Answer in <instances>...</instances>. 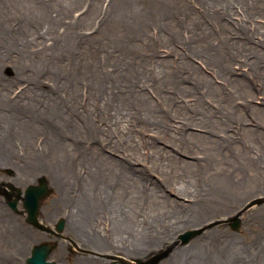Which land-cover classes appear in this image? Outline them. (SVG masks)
<instances>
[{"label": "rangeland", "instance_id": "374dc122", "mask_svg": "<svg viewBox=\"0 0 264 264\" xmlns=\"http://www.w3.org/2000/svg\"><path fill=\"white\" fill-rule=\"evenodd\" d=\"M41 1L42 8L33 10V14L19 8L9 10L0 19V159L4 160L0 175H7L5 167L14 169L13 157L17 155V174L22 179L23 194L41 176L48 180L49 192L40 200V222L53 229L62 218L66 224L63 234H58L56 230V235L46 233L31 226L24 213H14L7 207V202L0 199V264H10L15 260L27 264L32 246L44 242L55 246L50 261L56 264H123L122 258L138 264V259L147 263L168 253L156 263L164 264L175 249L192 246L206 230L220 225L245 247H250L253 239L259 237L258 233L264 232V220L260 223L252 221L243 211H239L224 214L204 225L180 226L173 231L171 240L154 245L153 250L144 257H129L118 250L102 252L93 249L83 243L81 226L76 221L78 216L67 219L69 209L59 203L60 197L65 194L75 198V210L79 211V216H84L88 207L81 194L85 182L79 177L71 181L60 175L54 177L53 168L49 166L53 162L49 148L55 133L89 134L88 131L100 128H104L108 134H115L117 138L134 134L136 142H140V134L154 137L156 128L153 123L156 119L152 113L158 108L172 117L173 127L184 126L183 115L189 113L201 117L204 114L206 119L212 121L213 134H264V103L261 104L264 87L250 71L256 60L254 55H258L264 46V22L259 20L260 0H170L168 3L165 0H94V7L90 4L92 0ZM165 12L176 16L181 23L180 26H173V22H169L168 27H173L171 34L163 30ZM153 15L158 17L156 26L151 23ZM198 25L202 32L194 28ZM34 29L39 34L32 31ZM218 31H228L233 42L230 54L216 58L218 63L222 61L226 66L222 59L231 61L233 51L240 53V60L227 64L234 72L222 73L217 63L208 65L203 62L204 56L197 54L214 45V32ZM169 36L174 40L171 45L165 43ZM248 36L257 47L250 54L252 58L241 54V47L248 41ZM94 52L99 56L108 52L106 58L111 61L123 57L119 62L114 61V65L121 67L120 74L115 78L140 77V90L132 89L134 103L131 102L130 106L120 101L112 102L111 97L105 94L100 100L98 94L104 84L103 77L108 70L111 71L112 65L102 64L98 59L96 61L92 58ZM127 55L131 58L125 57ZM80 64L82 69L77 70ZM136 71L140 73L136 74ZM95 75L101 86L84 80V76L91 79ZM76 76L80 80L78 87L72 83ZM54 82L56 88L52 89ZM197 89L201 92H197ZM251 92L259 98L252 99ZM202 93L208 105L206 112L197 102ZM71 95L78 102L57 111L64 119L66 117V121H53L41 130L40 109L52 110L56 97L60 103L66 100L67 104ZM246 102L259 110H250V116L240 113ZM220 103L225 114L231 115L232 121H241V125L232 123L234 127L225 132L220 128L216 122L220 119L218 111L222 112ZM112 104L133 112L135 117L143 107L151 112L143 114L141 122L128 113L104 123L103 112ZM230 104L232 107L236 104L233 107L238 110L236 113ZM68 110L76 111L79 116L67 121ZM30 119L32 121L28 122ZM145 120L150 121L151 125L142 122ZM255 121L258 126L254 124ZM26 122L30 125H25L28 124ZM187 131L201 132L196 128H188ZM233 140L235 143L230 141L229 144H238V138ZM66 144L71 153L75 150V159L79 156L77 151L86 147L85 139L78 137L66 140ZM114 144L126 146L121 140L114 141ZM159 144L171 149L164 143ZM44 152L47 154L45 157L42 155ZM179 157L187 158L182 154ZM117 159L120 157L117 156ZM135 166L147 168L148 160ZM153 178L156 179V176ZM251 206L264 207V194L250 198L243 210ZM19 210L24 211L22 203H19ZM236 220L240 222L237 229L232 227ZM191 231L197 233L183 243L181 236Z\"/></svg>", "mask_w": 264, "mask_h": 264}, {"label": "bare ground", "instance_id": "6f19581e", "mask_svg": "<svg viewBox=\"0 0 264 264\" xmlns=\"http://www.w3.org/2000/svg\"><path fill=\"white\" fill-rule=\"evenodd\" d=\"M168 1L170 0H165V3ZM41 2V0H0V19L9 10L15 11L19 8L33 14V10L42 8ZM90 4L94 7L96 3L92 0ZM164 14L163 30L171 34L173 27H168L169 22L172 21L173 26H180L181 23L176 16H170L169 12ZM184 14L186 16V13ZM259 15V20L264 22V0H260ZM151 20L156 26L158 17L153 15ZM47 22L54 26L50 21ZM194 28L202 32L199 25ZM32 31L38 33L36 29ZM220 33L221 37H219ZM228 33V31L214 32L216 35L214 45L197 53L204 56V63L212 66L217 63L222 73L226 74L234 72L227 64L231 65V61L240 60L238 51H233L231 61L222 59L226 62V66L222 61L218 63L216 59L229 55L231 51L229 49H233V42L230 41L232 37ZM246 39L248 41L244 47H241V54L252 58L250 54H253L257 47H254L255 41L251 37L248 36ZM165 43L171 45L174 40L169 36ZM67 51L69 52L68 48ZM260 52L254 55L256 60L251 65L250 71L264 87V46ZM192 53L196 52L192 51ZM107 54L108 52L99 56L96 52L92 53V58L96 61L98 59L102 64L112 65L111 71L108 70L103 77L104 84L102 86L99 84L97 75L91 79L84 76V80L87 83L95 82L102 87L98 94L100 100L105 94L111 97L112 102L120 101L130 106L131 102L134 103L132 89L137 92L140 90V77L132 75L120 80L115 78L120 74L121 67L114 65V61L119 62L123 57L111 61L106 58ZM125 57L131 58L129 55ZM247 63L249 64L250 61L247 60ZM80 68L82 69L81 64L77 70H81ZM139 73L140 71H136V74ZM78 79L77 76L74 77L72 81L74 86L80 85ZM69 86L71 87L70 84ZM54 88H56L55 82L52 89ZM197 92L201 91L197 89ZM250 95L252 99L259 98L253 96L256 95L255 93L251 92ZM198 97L200 101L197 102L206 112L208 105L205 104L207 102L204 94H199ZM53 100L52 110L41 108L38 112L39 124L42 123L41 130L44 125L53 121H66V117L64 119L62 114L57 112L58 109L73 106L78 102L72 95L67 99V104L66 100L60 103L57 97ZM263 103L264 100L261 104ZM235 105L233 104V107ZM219 108H222V112L217 110L220 119L216 122L224 132L234 127L232 123H235V126L241 125V121H232V116L225 114L222 103ZM69 110L67 121L79 116L76 111ZM236 110L233 108L234 113L238 111ZM250 110L259 109L246 102L240 110L243 112L240 113L250 116ZM150 112L145 111L143 107L135 117L133 112L112 104L103 112L102 121L112 122L113 117L116 120L132 113V117L141 122L140 117ZM152 114L156 119L155 124L153 123L156 134L151 138L145 136L146 134H140V142L135 141L134 134L117 138L115 134H108L103 130L104 128L93 129L88 131L89 134H66L62 131L63 133H55L51 137L54 141H51L49 154L53 162L49 166L53 168L54 177L60 175L68 181L79 177L85 182L81 194L88 207L84 216H79V211L75 210V198L65 194L59 199V203L69 209L67 219L78 216L76 221L81 226L85 245L102 252L118 250L129 257H144L153 250L154 245L158 246L171 240L173 231L180 226L204 225L224 214L239 211H243L252 221L260 223L264 220V207L251 206L243 210L250 198L264 194V134L216 135L211 129L212 121L206 119L204 114L201 117L189 113L183 115L184 126L175 127L172 117L166 111L158 108ZM29 121L31 122L32 119ZM142 122L151 125L148 120ZM254 124L259 125L256 121ZM188 128H196L201 132H188ZM76 137L85 139L86 147L77 151L79 156L75 159V150H72V153L68 150L69 145L67 146L66 140ZM235 138H238V144L236 143L235 146L229 144L230 141L235 143L233 140ZM118 140L125 142L126 146L114 144V141ZM159 143H164L171 149H166ZM144 147L148 149H143ZM179 154L187 158H181ZM42 155L45 157L47 154L44 152ZM117 156L120 159H117ZM147 160V168L135 166L144 164ZM79 164H82V167H79ZM153 176H156V179ZM80 198L81 196L78 199ZM258 234L259 237L253 239L251 246L245 247L234 235L225 231L223 225H220L206 230L192 246L175 249L164 264H264V232ZM10 264L20 263L19 260H15Z\"/></svg>", "mask_w": 264, "mask_h": 264}, {"label": "water", "instance_id": "95a60500", "mask_svg": "<svg viewBox=\"0 0 264 264\" xmlns=\"http://www.w3.org/2000/svg\"><path fill=\"white\" fill-rule=\"evenodd\" d=\"M46 183L47 182L44 179H42L41 184H39V186H31L28 188L26 195H25L24 206L28 213L27 216H28L29 223L47 232L50 230L47 228V226L46 227L42 226L39 223L38 218H37L38 208H39V199L45 196V194H47L49 191ZM15 205H17V203L13 202L11 204V207H13V209H16ZM239 223H240L239 221H236L232 227L238 228ZM64 224H65V220H61L59 224H57V229L59 231H63L64 226H65ZM196 233H197L196 231H191V232L186 233L185 235H182L181 236L182 242L187 243ZM52 250H53V247L49 246V244L33 246L32 255L29 256V258H27V264H56V262L48 261L49 255L51 254ZM169 251L170 250H168V252ZM167 254L165 253L164 255H160L156 258V260H153L151 262H147V263L138 262V264H156ZM121 261L123 263L130 264V263H127V261L124 259H122Z\"/></svg>", "mask_w": 264, "mask_h": 264}, {"label": "flooded vegetation", "instance_id": "af4514ba", "mask_svg": "<svg viewBox=\"0 0 264 264\" xmlns=\"http://www.w3.org/2000/svg\"><path fill=\"white\" fill-rule=\"evenodd\" d=\"M13 158L14 162L12 165L14 166L15 171L14 169L9 170L7 167H5V172L7 175L4 177L0 175V199L5 203L22 197L21 195L23 190L21 187L23 184L21 177L17 174V169L19 167L17 155H14ZM3 164L4 161H0V168ZM18 187H20V189Z\"/></svg>", "mask_w": 264, "mask_h": 264}]
</instances>
